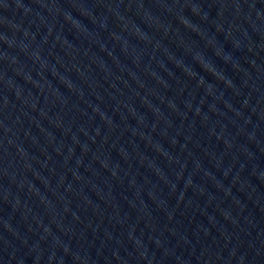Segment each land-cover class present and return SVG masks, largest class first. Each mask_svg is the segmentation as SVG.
<instances>
[{"label":"water","instance_id":"obj_1","mask_svg":"<svg viewBox=\"0 0 264 264\" xmlns=\"http://www.w3.org/2000/svg\"><path fill=\"white\" fill-rule=\"evenodd\" d=\"M0 264H264V0H0Z\"/></svg>","mask_w":264,"mask_h":264}]
</instances>
